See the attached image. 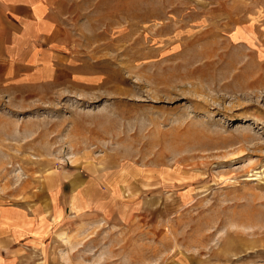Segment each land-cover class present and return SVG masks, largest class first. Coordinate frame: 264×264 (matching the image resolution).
<instances>
[{
    "label": "rangeland",
    "instance_id": "374dc122",
    "mask_svg": "<svg viewBox=\"0 0 264 264\" xmlns=\"http://www.w3.org/2000/svg\"><path fill=\"white\" fill-rule=\"evenodd\" d=\"M49 2L62 75L0 62L18 264H264V0Z\"/></svg>",
    "mask_w": 264,
    "mask_h": 264
},
{
    "label": "crops",
    "instance_id": "0c3cea01",
    "mask_svg": "<svg viewBox=\"0 0 264 264\" xmlns=\"http://www.w3.org/2000/svg\"><path fill=\"white\" fill-rule=\"evenodd\" d=\"M59 33L63 32L58 14L49 0H0V62L4 64L5 76L19 82L40 83L62 75L65 68L57 44ZM73 178L72 183L68 181L70 190L77 180L76 189L82 190L69 195L67 206L72 202L86 203L91 198L87 191L94 184L93 176ZM59 188L55 193L57 200ZM10 221L0 211V264H18L22 254Z\"/></svg>",
    "mask_w": 264,
    "mask_h": 264
},
{
    "label": "bare ground",
    "instance_id": "6f19581e",
    "mask_svg": "<svg viewBox=\"0 0 264 264\" xmlns=\"http://www.w3.org/2000/svg\"><path fill=\"white\" fill-rule=\"evenodd\" d=\"M239 34L241 35L240 37H238L239 36ZM231 37H232V39L233 40H235L236 42L237 41H244L245 43H247L248 45H250V46H254L253 45V42H255L256 41V38H255V36H254V33H233L232 35H231ZM207 48V47H206ZM240 49H238V51H239ZM237 53V52H236ZM261 53H263L264 54V50H260L259 51V54H261ZM210 54V53H209ZM249 58V57H248ZM196 60V59H195ZM237 60V59H236ZM239 61V60H238ZM245 64V63H244ZM233 65V64H232ZM236 65V64H235ZM242 65V64H241ZM252 65V64H251ZM248 67V66H247ZM246 69V68H245ZM249 69V68H248ZM235 70V69H234ZM253 70V69H252ZM238 71V70H237ZM243 71V70H242ZM247 71V70H246ZM245 71V72H246ZM256 71V70H255ZM200 73V72H199ZM226 73V72H225ZM227 73H230V71L228 72L227 71ZM235 73V72H234ZM242 73H244V72H242ZM247 73H249V71L247 72ZM246 73V74H247ZM231 74H232V72H231ZM240 74H241V72H240ZM224 75H226V74H224ZM228 75H230V74H228ZM236 76V75H235ZM241 76V75H240ZM245 76V75H244ZM252 76V75H251ZM229 77V76H228ZM243 77V76H242ZM241 77V78H242ZM252 77H254V76H252ZM240 78V79H241ZM239 79V78H238ZM220 80V79H219ZM222 80V79H221ZM235 80H236V77H235ZM242 80V79H241ZM245 80V79H244ZM234 81V80H233ZM237 81H239V80H237ZM248 81V80H247ZM229 82V81H228ZM241 82V81H240ZM245 82V81H244ZM247 83V82H246ZM261 83V82H260ZM243 83H241V85H242ZM258 84V83H257ZM256 84V85H257ZM262 85V84H261ZM248 87H250V86H248ZM246 88H244V90H245Z\"/></svg>",
    "mask_w": 264,
    "mask_h": 264
}]
</instances>
